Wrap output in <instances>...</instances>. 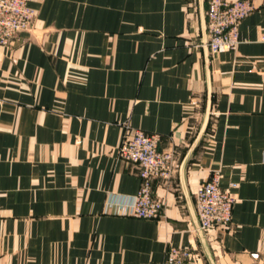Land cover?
<instances>
[{
  "label": "crops",
  "instance_id": "1",
  "mask_svg": "<svg viewBox=\"0 0 264 264\" xmlns=\"http://www.w3.org/2000/svg\"><path fill=\"white\" fill-rule=\"evenodd\" d=\"M208 0H31L36 17L0 48V264H186L264 259V0L235 50L212 54ZM125 125L177 154L153 179L162 217L126 213L139 167L118 157ZM213 170L237 202L199 229Z\"/></svg>",
  "mask_w": 264,
  "mask_h": 264
},
{
  "label": "built area",
  "instance_id": "2",
  "mask_svg": "<svg viewBox=\"0 0 264 264\" xmlns=\"http://www.w3.org/2000/svg\"><path fill=\"white\" fill-rule=\"evenodd\" d=\"M31 0H0V48L26 29L36 17ZM255 9V0H208L206 20L209 37L203 45L212 54L235 50L240 43V25ZM264 41V33L261 35ZM162 136L141 128L132 129L125 125L124 135L118 147L121 160L139 167L141 187L126 213L145 219L163 216L165 203L155 197L152 190L153 179H171L176 171L177 154L173 149H161ZM220 170H213L210 177L198 183L196 208L199 229L211 230L215 227L227 228L232 223L233 210L237 202L233 190L221 186ZM192 258V251L170 244L164 264H186ZM254 264H264V259Z\"/></svg>",
  "mask_w": 264,
  "mask_h": 264
}]
</instances>
